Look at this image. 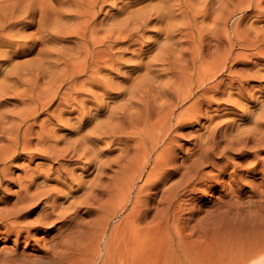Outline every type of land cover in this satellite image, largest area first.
<instances>
[{
    "label": "bare ground",
    "instance_id": "1",
    "mask_svg": "<svg viewBox=\"0 0 264 264\" xmlns=\"http://www.w3.org/2000/svg\"><path fill=\"white\" fill-rule=\"evenodd\" d=\"M116 1L118 3H114L113 0H0V61L2 66L5 65L4 68L11 62L10 52L19 53V48L13 49L9 45V41L14 36L19 35L20 29L15 30L14 27L18 21H12V18L19 20L17 17L18 11L38 10L40 13L38 26L42 27L49 35L47 42L61 40L64 37L62 34H70L75 39V45L80 48L82 57L81 64L68 72L71 74L60 83L45 77L48 72L46 65L37 66V74H42V79L49 82L46 85V90L54 92L53 96L49 97L45 94L43 97L40 96L41 100L34 103L30 110L12 117L16 119L17 124L12 133V138H6L7 143L19 149L20 140L23 139L21 150L25 151L30 145V136L33 133L34 125L37 124L39 115H43L45 110L58 100V108L60 109L48 114L47 125H43L44 121L39 125L42 133H36V145L45 147L48 151L44 157L51 159L56 152L50 142L57 143L59 141V138L52 132L51 124L59 123L61 127L69 126L67 129L69 134H78V137L72 141L64 153L72 152L73 155L87 158L86 171L98 164L95 167L97 171L94 178L96 183L89 184L87 196H91L96 200L91 199L89 205L92 206L97 203L102 210L96 211L90 207H85L86 212H84L101 215L104 210L114 205L116 202L114 198L117 195L130 194L131 187L144 175L147 166L151 165L148 172L149 177L145 178L144 183L145 188L148 190L155 189L159 191V187H162L165 183V181L163 182L165 176L184 170L183 165L186 162L173 165V168L169 167L175 160H178L175 158L181 149L177 148L175 141L181 135L180 131L184 130L186 125L196 122L199 124L212 106L225 104V106L230 107L228 108L230 111L240 112L238 116V112L236 113L238 119L232 118L211 127L208 125L205 127V135H203L204 131L203 134H197L194 137L193 145L197 147V149L194 148L196 149L194 153L198 158L197 162L203 164L205 161L210 164V168H213L211 172L214 174L203 173L200 171L203 168L197 166L198 163L196 162L189 165V168L185 167V173L183 174V177H186L185 183L196 181L197 184L206 182L216 184L219 179L226 176L239 179L246 174L247 177H250L251 171H255L257 166H260L261 169L259 168L255 172H258V174L264 172V162L257 161L251 165V160L258 158V154L264 152V100L259 101L253 98L252 95L255 90L261 91L260 94L264 95L262 86L264 85V0H244L245 4L238 9V12L227 10L233 0H148L147 3H145L147 0H135L129 6L119 4L123 3L124 0ZM222 1L226 3L224 5L226 9L223 8L224 11L221 14L216 13L218 16L214 18L215 25H213L209 35L205 34L202 27L204 26V18H208L209 11L214 6L211 5L210 8H207L208 3L213 4L215 2L219 4ZM140 4L143 5L134 8L135 5ZM217 9L221 11V4L217 6ZM109 10H113L115 13L109 14ZM240 13H249L248 16L252 18L251 23L245 24L244 28L237 32H228L227 22ZM258 22L263 24H256ZM240 23V20L235 21L234 27L238 29ZM151 24L156 26V29H154L155 36L158 38L152 39L149 44L158 45L159 54L143 64L142 68L145 69L146 74L139 80H131L132 86L129 91L118 93V95L125 96L126 102L120 110L109 111L105 121H101L87 129L88 125L86 124L92 118L97 117L101 110L95 116L89 117L86 111L85 98L92 93L91 87H96L104 91V95H108L105 92L107 79L102 74L105 71H114L115 69L113 65L110 67L108 65L110 61L117 58L112 49L117 43L127 40L130 41V46L138 45L136 41L145 39L144 34L148 30L146 26ZM141 29L143 32L137 35ZM118 30L128 32L127 38L122 39L120 36L115 35ZM110 31H112V35H109ZM135 36H137V39H134ZM208 37L211 39L210 43L207 41ZM234 38L245 39V43L239 44V51L236 53L233 50ZM80 41H82V45H79ZM106 43L109 44L108 49H106ZM117 50L123 51L122 48ZM243 50H249L250 53L246 54V57H241L244 54ZM138 51H140L139 48ZM177 53H182V60ZM43 55L49 58L53 53L44 50ZM153 61H160L159 66L161 68L158 69L159 72L152 69L154 66ZM237 65H242V67L237 68ZM130 67V71L137 69L135 64ZM16 68L18 67L13 69ZM12 70L5 73L4 76H0V96L7 93L10 79H15V82L20 80L15 75L17 73H13ZM83 76L95 79V83L88 84L80 81ZM154 78H156L155 81H153ZM60 84L64 88V99L57 95ZM249 84H254V86L251 87ZM30 85V87L40 85L37 76L32 78ZM138 87H142V89L139 90ZM93 95L99 98L98 93ZM101 103L104 109L107 110L106 102L101 101ZM75 105L80 106L81 111L80 115L77 113L75 125L71 126V117L66 118L65 114L70 116L76 112L67 111V108ZM179 108L181 109L178 111ZM215 108L217 109V107ZM133 111H136V113L134 114ZM112 121L116 122L115 125L110 124ZM100 135L108 136L111 142L119 141L118 144H122L119 155L114 159H108L111 161L109 163L103 162L102 151L98 149V142L94 141V139H100ZM153 155H155L154 158H152ZM16 157L17 155L14 153H7L3 160ZM235 159L240 160L241 163L234 162ZM58 165V168L52 170V173H56V177L50 178L51 173L47 175L48 179L59 184L64 179L65 184L69 186L75 184V180L71 177L72 170L61 169V164ZM112 166H118L119 170L107 185H103L104 180L107 178L105 171ZM230 168L232 170H229ZM6 177L7 169L0 170L1 184L7 181ZM22 179L26 181L27 185L21 187V190L18 191L15 203L13 202L14 204L12 203L10 208L0 210V238L6 241L14 233L17 238L23 237L24 241L27 242L31 239L33 233H36L39 229L46 228L49 230L54 228L55 226L50 225L53 220L62 218L65 222L70 213L71 215H78L80 208L74 203H69L67 207L61 208L60 205L62 204L59 200L62 196L53 198V194L57 189L49 187L30 191L35 186L37 177L31 175V173H25ZM76 185L78 187L79 183ZM234 186H230L233 193L234 190L236 192V190H241V187H243L241 183H236ZM177 188L178 184L169 187L166 193L170 196L165 197L163 195L159 203H166L170 207L177 194L179 195L176 192ZM143 190L138 191L137 197H141L140 194L144 193ZM234 194L236 195V193ZM152 195L153 193L145 192L142 198L145 201L151 200ZM42 199L46 201L42 202L46 205L43 204L44 207L39 210L36 220L22 226L20 223L22 221L18 222V219L29 215L37 208L36 206L39 202L41 203ZM138 203V200L135 201L132 209V214L136 218L143 216L148 211V208L144 213L139 211ZM29 207L31 208L29 209ZM27 208L28 211H26ZM109 218L110 216H107L104 220L107 221ZM46 224L49 225L44 227ZM74 224H76L75 221L70 222L66 230L73 228ZM97 224V221H89L85 224L80 223L79 226L74 228L78 231L77 234L80 232L79 236H84L85 241L90 238L89 247L94 244L100 248L101 242H104L101 256L104 260L103 263H105L110 239L105 237L106 224L100 225L101 228ZM74 228L70 232L67 230L69 232L67 234L63 232L64 236L60 234V229L57 232V236L58 234L61 235V238L63 236L61 241L63 247H69L67 242L64 241H67L71 234L75 232ZM63 229L65 228L63 227ZM82 229H85V232H81ZM137 236V230L132 223L131 227L125 232L121 231L116 234L117 264H125V255H133L136 252L135 242ZM61 238L59 236L60 240ZM56 246L54 247L56 248ZM76 247L73 249L75 252L78 248ZM256 247L258 246L256 245ZM63 253L66 254L65 251ZM73 255L74 253L71 257ZM246 257L247 259H245ZM246 257H242L245 260L242 264H262L264 243L260 249ZM8 259L14 260L12 256ZM8 262L10 261L3 258L0 264Z\"/></svg>",
    "mask_w": 264,
    "mask_h": 264
},
{
    "label": "rangeland",
    "instance_id": "2",
    "mask_svg": "<svg viewBox=\"0 0 264 264\" xmlns=\"http://www.w3.org/2000/svg\"><path fill=\"white\" fill-rule=\"evenodd\" d=\"M134 1L135 0H124L123 3L119 4L129 6ZM113 2L118 3L116 0H113ZM147 2L148 0L145 3ZM219 4H221L222 7L221 11L217 9ZM219 4L215 2L213 4L210 2L208 3L207 8H210L209 6L211 5L214 6H212V9L209 11L208 18H204V26L202 27L205 34L209 35L213 25H215L214 18L218 16L216 13L221 14L222 11H224L223 8L226 9V6H224L226 3L224 1ZM243 4H245L244 0H233L227 10L238 12V9L243 6ZM141 5L143 4L135 5L134 8ZM112 8L115 10L114 7ZM113 10H109V14L115 13ZM248 15L249 13H240L230 19L227 22V31L230 33L232 31L237 32L243 29L245 24H250L252 18ZM17 17L19 20L12 18V21H18L14 27L15 30L20 29L19 35L14 36L12 40L9 41V45L13 49L19 48V53L15 54L14 51L10 52L9 56L11 57V62L6 68H4L5 65L2 66L0 61V76H4L5 73L18 67L13 69L12 72L17 73L15 75L20 78L17 82H15V79H10L7 93L0 96V170L7 169V181L3 184L0 183V210L3 208H10L12 206L11 204L17 200L18 191L21 190V187L27 185L26 181L22 179L25 173H31V175L37 177L35 186H33L30 191L53 187L57 189L53 194V198L62 196L59 200L62 204L60 205L61 208L67 207L69 203H74L80 209L78 215H71L70 213L65 222H63L62 218L53 220L50 225L55 226L54 228L49 230L46 228L39 229L36 233H33V236L27 242L24 241L23 237L17 238L14 233H12V235L9 236L10 238L6 241L0 238V262L5 258L7 261H10L6 264H117L115 236L121 231L125 232L130 228L131 223L138 234L135 242L136 252L133 255H125V264H242L245 261L243 259L244 257L249 256L252 252L263 246L264 172L259 174L255 172L259 170V168L261 169L260 166H257L255 171H251L250 177H247L246 174L239 179L226 176L223 179H219L216 184L212 182L197 184L196 181H194L191 182L192 185L190 182L185 183L186 177H183L185 167L187 168L189 165L195 164L198 160L197 155L194 153L197 149V147L193 145L194 137L197 134H203L204 131L203 135H205V127L208 125L211 127L214 124L228 121L232 118L238 119L237 116L240 115V112L230 111L228 109L230 107L227 105L225 106V104L212 106L203 117L204 119L200 120L199 124L196 122L191 125H186L184 130L180 131L181 135L178 136L175 141L177 148L181 149L179 150L180 153L178 151L177 157L175 158L178 160H175L169 167L173 168V165L175 166L182 162H186V164L183 165L184 170H181L179 173L173 172L165 176L163 180L165 183H162L163 185L161 184L162 187H159V191L155 189L148 190L145 188L146 186L144 183L149 177L148 172L151 169V165L147 166L144 175L131 187L130 194L128 195L125 193L124 195H117L114 198L116 201L114 205L104 210L101 215L85 213V207H90L96 211L102 210L101 206L97 203L92 206L89 205L91 203L90 200H95V198L87 196L89 184L96 183V179H94L97 172L95 167H97L98 164L86 171L87 158L78 157L77 155H73L72 152L64 153L65 149H67L72 141L78 137V134H69L67 131L69 126L61 127L59 123L51 124L50 127L52 132L59 138L57 143L50 142V145L56 152L51 159L44 157L48 151L45 147L36 145V133H42L39 125L42 121H44V126L47 125L48 114L60 109L58 108V100L45 110L43 115H39L37 124L34 125L33 133L30 136V145L25 151L21 150L23 139L20 140L21 144L19 149L8 144L6 138H12V133L17 124L16 119L12 117H16L18 114L30 110L32 105L39 102L44 94L49 97L53 96L54 92L46 90V85L49 82L42 79V74H37V66L46 65L48 72L45 77H49L52 81H58V83H60L71 74L68 72L74 67L77 68L82 62L80 48L75 45V39L71 37L70 34H62L64 37L61 40L52 41L50 43L47 42V40H49V35H47L42 27L38 26V21L40 19L38 10L18 11ZM200 18L202 19V17ZM238 20L241 21V25L237 29L234 27V22ZM256 24L262 25L263 23L258 22ZM146 27L148 30H146L144 34L145 39L143 41H136L138 45L130 46V41L127 40L117 43L112 49V52L116 53L117 58L116 60L110 61L108 65L109 67L113 65L115 69L114 71H105L104 74H102L103 77L107 79V88L105 92H107L108 95H104V91L96 87H91V92L93 94L98 93L99 98L95 97L92 93L85 98L86 111L89 117L95 116L97 112L101 110V113L97 117L91 119L93 122L90 121L86 124L88 125L87 129L101 121H105L109 111L120 110L126 102L125 96L118 95V93L129 91V88L132 86L131 80H139L146 74L145 69L142 68L143 64L149 62L155 55L159 54L158 45L149 44L152 39L158 38L155 36L156 33L154 29H156V26L151 24ZM146 27L143 28L147 29ZM142 32L143 30L141 29L137 35ZM109 35H112V31L109 32ZM115 35L120 36L122 39H126L128 32H121L118 30ZM134 39H137V36H135ZM210 40L211 39L208 37L207 41L209 43ZM240 43H245V39L234 38V53L239 51ZM106 44V49H108L109 44ZM79 45H82V41L79 42ZM118 48H122L123 51H118ZM138 48L140 51H138ZM44 50H49L53 55L49 58L44 57ZM243 51L244 54H242L241 57H246V54L250 53L249 50ZM177 55L182 60V53H177ZM206 61H208V59H206ZM159 62H152V64H154L152 69L157 70L155 72H159L158 69L161 68ZM134 64L137 69L130 71V66ZM236 67L240 68L242 65H237ZM34 76L38 77L40 85L30 87V82ZM155 80L156 78L153 79V81ZM80 81L88 84L95 83V79H91L88 76L81 77ZM249 85L251 87L254 86V84ZM59 86V93L57 95L64 99V88L62 84ZM262 86L264 89V85ZM137 89L140 90L142 87H138ZM260 93L261 91L255 90L252 94L254 96L253 98L259 101H261V99L264 100V95L262 96ZM253 98L251 99L254 100ZM101 101L106 102L107 110L101 105ZM215 107H217V109ZM181 108H179L178 111ZM224 109L226 110L224 111ZM67 111H76L70 116L65 114L66 118L71 117L70 125L73 126L76 122L77 113L80 115L81 108L77 105L70 106L67 108ZM133 113L135 114L136 111H133ZM115 123L116 122L112 121L110 124L115 125ZM122 126L124 127V125ZM123 127L121 128L123 129ZM99 137L100 139H94V141L98 142V149L102 151L103 162L109 163L111 161L108 159H114L119 155L122 144L119 145V141L111 142L108 136L100 135ZM7 153H14L17 157L3 160ZM154 156L155 155H153L152 158H154ZM257 161L264 162V152L259 153L258 158H253L251 160V165L255 164ZM234 162H238V164L241 163V161L237 159H235ZM197 163V166L203 168L200 170L203 173L214 174L211 172L213 168H210V164H207L205 161L203 164ZM58 164H61V169L67 168L72 170L71 177L75 180V184L69 186L65 184L64 179L61 180V184L48 179L47 175H50L53 169L58 168ZM117 170H119L118 166H112L105 171L107 178L104 180L103 185H107L110 179L116 176L115 173ZM229 170H232V168ZM259 176H262L263 180L262 177ZM55 177L56 173L50 175V178ZM259 182H262V184ZM77 183H79L78 187L76 185ZM236 183H241L243 187H241V190H236V192L234 190V193H236L235 195L231 192L233 190L230 188L235 187L234 185H236ZM251 183L255 186L254 188ZM257 183H259L260 186H258L259 184ZM175 184H178L176 192H178L179 195L177 194L173 204L168 207L166 203H159L163 195L165 197L170 196L166 193V190ZM209 185H211V187H209ZM139 190H143L144 193H153L151 196L152 199L145 201V199L142 198L144 193L140 194L141 197H137L136 194ZM260 190L261 192H259ZM253 191L255 192L253 193ZM181 195L182 197H180ZM259 196L262 197L260 198ZM137 200L139 201L137 204L138 210L144 213L146 208H148V211L143 216L136 218L132 214V209L134 207L133 203ZM44 201L45 200L42 199L41 203L39 202L36 206L37 208L29 215H26L25 218L18 219V222L22 221L20 222L22 226L27 225V223H33L36 220L39 210L46 205L42 203ZM60 202L58 203L60 204ZM30 208L31 207H29V209ZM29 209L27 208L26 211ZM107 216H110V218L105 221L104 219ZM67 219L69 220L67 221ZM74 221L76 224H74L75 226L73 225V228L79 226L80 223L85 224L89 221H97L98 227H100V225L103 226L104 223L106 224L105 237H108L110 241L108 243L109 249H106L107 257L105 263H103L104 260L101 256L102 244L104 245V242H101L100 248L94 244L89 247L90 238L88 241H85L84 236H79L80 232L77 234L78 231H76L75 228V232L71 234V237L67 241H64L67 242L69 247H63L64 245L61 242L63 236L67 234L68 231H73V228L67 229L68 231L66 228H68L70 222ZM47 225L49 224H46L44 227ZM63 227L65 229H63ZM59 231L60 234L63 235L62 238L60 234L57 236V232ZM63 232L66 233L64 234ZM81 232H85V229H82ZM53 244L54 246L57 244L56 248ZM256 245L258 247H256ZM51 247L55 249L53 250ZM75 247L77 248L76 252L73 250ZM79 248L81 249L79 250ZM70 249H72L71 254ZM64 251L67 255L63 253ZM73 253L75 256L73 255V257H71ZM10 256H12L14 260H9L8 258ZM132 256L134 257L133 260ZM245 259H247V257ZM261 262L264 264V259Z\"/></svg>",
    "mask_w": 264,
    "mask_h": 264
}]
</instances>
